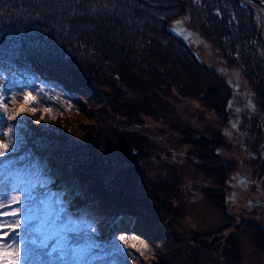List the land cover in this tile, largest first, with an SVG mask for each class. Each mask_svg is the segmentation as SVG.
<instances>
[{
	"label": "rangeland",
	"instance_id": "obj_1",
	"mask_svg": "<svg viewBox=\"0 0 264 264\" xmlns=\"http://www.w3.org/2000/svg\"><path fill=\"white\" fill-rule=\"evenodd\" d=\"M253 11L261 29L263 12ZM185 35L196 57L228 92L234 84L244 89L236 92L243 128L231 124L225 109L222 113L203 100L201 88L188 89L187 83L163 93L177 109L175 116L167 114L178 120L177 130L152 116L123 122L124 111L108 103L112 90L94 75L88 74L85 88L95 101L77 95L83 105H76L30 70L0 71V143L8 145L6 151L0 149L5 151L0 207L8 211L16 195L23 203L25 193L17 185L30 188L28 238L36 243L29 245L30 257L22 255L27 264H264V251L253 234L262 236L258 227L264 228V98L247 77L252 67L231 60L224 52L227 44L210 27L189 23ZM86 46L57 66L88 72V65L99 63ZM253 49L264 58L259 46ZM218 81L209 86L217 88ZM28 92L35 101L26 107L36 111L17 114ZM137 134L151 141L127 161L123 139ZM212 149L215 159L210 158ZM102 198L112 203L104 202L106 209L104 203L98 205ZM127 206L140 211V217L128 216L127 227L117 225L122 220L118 213ZM18 231H24L23 220ZM15 249V244H5L0 250Z\"/></svg>",
	"mask_w": 264,
	"mask_h": 264
},
{
	"label": "trees",
	"instance_id": "obj_2",
	"mask_svg": "<svg viewBox=\"0 0 264 264\" xmlns=\"http://www.w3.org/2000/svg\"><path fill=\"white\" fill-rule=\"evenodd\" d=\"M257 20L252 7L231 0H0V71L12 74L20 67L30 70L76 105H83L77 95L87 102L95 101L85 88L89 86L88 74L94 75L112 90L108 103L112 109L124 111L122 116L127 121L123 122H142L143 116H152L177 130L178 120L167 117L175 116L177 109L171 108L163 93L174 86L182 89L187 83L188 89L201 88L202 99L207 98L209 105L222 113L225 109L231 124L243 128L245 117L237 101L239 93L228 92L215 72L200 62L187 43L185 29L189 23L210 27L227 44L224 52L231 60L243 68L252 67L247 77L256 82V91L264 98V58L253 49L257 45L264 51ZM85 46L99 63L88 65V72L57 66L64 57H75L72 52L76 54ZM209 71L218 81L217 88L209 86L213 83L207 76ZM108 110L107 106L105 112ZM245 136L253 139L251 132ZM150 141L148 136L140 138L138 134L130 141L123 139L129 148L125 159L132 160ZM211 152L210 158L215 159V151ZM221 168L213 167L220 173ZM98 200V205L106 201L112 204L104 198ZM126 209L117 216L140 217L135 207ZM258 229L263 235L254 232V242L264 251V228Z\"/></svg>",
	"mask_w": 264,
	"mask_h": 264
},
{
	"label": "snow or ice",
	"instance_id": "obj_3",
	"mask_svg": "<svg viewBox=\"0 0 264 264\" xmlns=\"http://www.w3.org/2000/svg\"><path fill=\"white\" fill-rule=\"evenodd\" d=\"M4 94L7 95L6 92ZM34 101L35 97L31 92H28L24 96L23 104H21L17 114L23 113L28 110L35 112V108L28 109L26 107ZM45 111H49V109H45ZM0 149H4L6 151L8 149V145L0 143ZM5 151H0V157L5 156ZM13 151H15V149H13ZM17 190L25 193V199L23 200V203L21 202V196L16 195L12 196L14 204L9 206L8 211H4V209L0 207V249H3L5 244H7L9 247H11L13 244L16 245L15 250H0V264H27V261L22 260V255L30 257L32 254V248L29 247V245H34L36 243L34 239L28 238L31 234L32 217L30 215H27L26 213L28 211V208L31 206V202L29 199L31 190L29 187L21 185H17ZM17 204L21 206L16 207L15 205ZM21 209H24V215H22ZM9 217L20 218L8 221ZM22 220L24 228L23 233L18 231L22 227ZM10 234H15V236H13L12 239H9ZM120 239L122 240L124 239V237H120ZM117 243H119V241H117ZM21 245H23V253L20 248Z\"/></svg>",
	"mask_w": 264,
	"mask_h": 264
},
{
	"label": "water",
	"instance_id": "obj_4",
	"mask_svg": "<svg viewBox=\"0 0 264 264\" xmlns=\"http://www.w3.org/2000/svg\"><path fill=\"white\" fill-rule=\"evenodd\" d=\"M231 1H238L241 4L247 5V6L252 7V8L257 7L263 12V15H264V1H262V0H231ZM259 36L264 43V21H263L262 27L260 29ZM232 91L243 93L244 89L242 87H240L239 85L234 84L232 86Z\"/></svg>",
	"mask_w": 264,
	"mask_h": 264
},
{
	"label": "bare ground",
	"instance_id": "obj_5",
	"mask_svg": "<svg viewBox=\"0 0 264 264\" xmlns=\"http://www.w3.org/2000/svg\"><path fill=\"white\" fill-rule=\"evenodd\" d=\"M255 8H257V7H254V9H255ZM130 222H131V219H130V218H128V219H127L125 222H124V221H122V220H119V221H118V224H120V225H121V224H123V223H126V227H127V226L129 225V223H130Z\"/></svg>",
	"mask_w": 264,
	"mask_h": 264
}]
</instances>
